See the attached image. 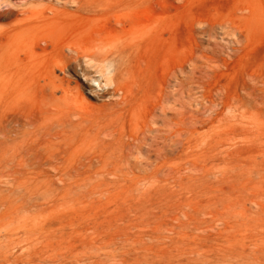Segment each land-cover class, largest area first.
<instances>
[{
    "label": "rangeland",
    "instance_id": "obj_1",
    "mask_svg": "<svg viewBox=\"0 0 264 264\" xmlns=\"http://www.w3.org/2000/svg\"><path fill=\"white\" fill-rule=\"evenodd\" d=\"M80 1L0 0V264H264V0ZM116 20L140 93L111 109L34 39Z\"/></svg>",
    "mask_w": 264,
    "mask_h": 264
},
{
    "label": "bare ground",
    "instance_id": "obj_2",
    "mask_svg": "<svg viewBox=\"0 0 264 264\" xmlns=\"http://www.w3.org/2000/svg\"><path fill=\"white\" fill-rule=\"evenodd\" d=\"M7 1L8 7H14L10 0ZM75 6H85L84 2L80 0H67ZM64 2V1H63ZM101 1L97 2L100 3ZM96 7H98L96 5ZM10 12V11H9ZM251 17V16H250ZM257 19V18H256ZM255 19V20H256ZM253 20V19H252ZM117 24L122 26V33L118 36L111 35L108 30L95 31L94 33L87 32L83 34L82 31H78L73 34V36H61L59 33L54 32L52 29H47L41 32L38 37H35L34 42L36 47L41 50L42 54L40 56L41 65L46 70L51 73L56 69L61 72H68L76 77H83L85 80H92L94 75L98 76L94 81H97L98 87L100 88L99 95L101 98H108L104 105L115 109L120 106L131 104L132 101L136 100V96L139 92V82L135 79L136 64H134L133 58H130L129 53H124V47L130 49V51H138L135 45L131 44L133 41L132 33H134L135 27L129 29L127 32L125 30V25L131 26L133 23L125 22V20H116ZM252 22V21H251ZM257 23V22H256ZM262 24V23H261ZM61 32V31H59ZM64 32H67L65 30ZM6 33H0L1 39L5 38ZM130 36V39L128 38ZM39 43H43L40 46ZM119 43H122L120 48H117ZM135 47V48H133ZM68 49L73 54H65L64 51ZM33 51V50H32ZM124 53V56L117 57L115 53ZM134 64V66H133ZM180 68V67H178ZM37 78L40 81L44 80V74L39 72ZM87 89L90 93H98L95 87H91L88 83H85ZM82 87V86H81ZM79 88V87H78ZM86 89V88H85ZM48 94L53 97L56 93H59L63 100H70L67 94L68 90L48 88ZM76 109L68 107L65 118V122L69 125H73L74 122L68 118L72 114L76 116ZM70 112V113H69ZM115 115H108V120L106 123H102L101 129H108L112 126V117ZM147 118L145 119V121ZM109 136L113 137V133ZM129 140H123L118 138L115 145L119 147L123 146L131 150V148L136 149L135 141L138 137L127 135ZM139 147V146H138Z\"/></svg>",
    "mask_w": 264,
    "mask_h": 264
}]
</instances>
